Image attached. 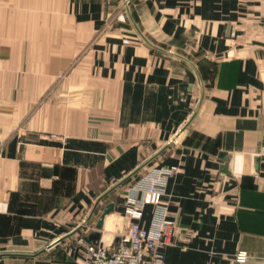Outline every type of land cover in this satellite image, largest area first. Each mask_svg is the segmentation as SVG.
Returning a JSON list of instances; mask_svg holds the SVG:
<instances>
[{
    "label": "crops",
    "instance_id": "1",
    "mask_svg": "<svg viewBox=\"0 0 264 264\" xmlns=\"http://www.w3.org/2000/svg\"><path fill=\"white\" fill-rule=\"evenodd\" d=\"M126 4L0 0V264H81L169 166L166 264H264V0Z\"/></svg>",
    "mask_w": 264,
    "mask_h": 264
},
{
    "label": "built area",
    "instance_id": "2",
    "mask_svg": "<svg viewBox=\"0 0 264 264\" xmlns=\"http://www.w3.org/2000/svg\"><path fill=\"white\" fill-rule=\"evenodd\" d=\"M127 2V0H125ZM175 166L154 168L141 176L122 203L123 215L130 219L118 233L115 243L101 240H77L80 246L81 264H166L164 248L170 242L173 222L165 218L166 211L159 209L160 216L153 228L140 223L145 204L157 203L167 178ZM247 259L246 252H239L236 260Z\"/></svg>",
    "mask_w": 264,
    "mask_h": 264
},
{
    "label": "water",
    "instance_id": "3",
    "mask_svg": "<svg viewBox=\"0 0 264 264\" xmlns=\"http://www.w3.org/2000/svg\"><path fill=\"white\" fill-rule=\"evenodd\" d=\"M124 3H125V7L127 9V11L129 10L128 9V6L126 4V1L124 0ZM140 168H137L134 172L132 171L130 174H128L125 178H123L122 180H120L117 184H115L112 188H110V190L106 191L104 194H102L97 200L96 202L94 203L93 207L91 208L90 212H89V215L87 216V218L84 219L82 225L78 228L80 229L82 226H84L88 221L89 219L91 218V216L93 215V213L95 212L96 208H97V205L99 203V201L111 190H113L115 187L119 186L120 184H122L126 179H128L131 175H133V173H135L136 171H138ZM222 169L223 170H226L225 166H222ZM114 209V202H110L108 203L102 210L101 214H100V217L98 219V222H97V227H102V224H103V219L105 217L106 214H108L109 212H111L112 210ZM59 241V240H58ZM97 242V241H95Z\"/></svg>",
    "mask_w": 264,
    "mask_h": 264
}]
</instances>
